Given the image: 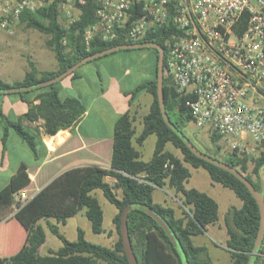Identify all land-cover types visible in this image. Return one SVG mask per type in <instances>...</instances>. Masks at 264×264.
<instances>
[{
  "label": "trees",
  "instance_id": "1",
  "mask_svg": "<svg viewBox=\"0 0 264 264\" xmlns=\"http://www.w3.org/2000/svg\"><path fill=\"white\" fill-rule=\"evenodd\" d=\"M83 1L84 4H80L78 0H74L73 5L78 14L74 21L66 23V26L60 20L66 0H48L42 7L22 11L18 22L27 29L48 36L46 45L53 52L58 68L52 71H39L34 62L28 59L29 70L24 78L12 84L0 79V89L25 87L53 79L83 58L119 45L141 42L158 44L164 51L165 66L168 53L166 41L176 34L171 24L149 30L138 41L128 40L122 32L112 41H103L99 34H95L89 46H86L84 32L97 22L98 3L97 0ZM63 19L67 21L65 17ZM245 21L246 15H243L242 22ZM150 49L155 54L152 78L130 91L123 90V94L129 97V107L133 106L141 94H148L152 98L148 112L142 117L140 133L137 134L134 126V114L130 109L127 110L114 124L112 155L108 167L91 164L70 168L52 179L19 208L12 219L25 232L24 244L15 253L0 258V264H98L99 261L107 264H129L120 234V217L128 206L133 208L127 214L126 227L137 264H184L171 238L147 209L157 214L170 227L187 264H218L206 255L204 246L195 245L192 240V237L203 234L207 226L218 222V204L206 193L185 187L191 175L186 164L194 169H204L212 182L231 190L242 202L240 208L233 207L226 215L228 238L224 249L230 256L231 264H248L260 228L261 215L257 202L243 182L228 171L196 157L166 125L157 99L158 51ZM78 69L67 77L73 80L81 78ZM60 83L61 81L34 90L9 93L18 94L29 108L15 121L8 120L0 110V120L4 128L3 142L7 130L13 129L36 154L37 135L22 126L23 120L28 122L42 120L44 133L50 136L61 130L72 129L80 123L87 110V103L79 96L62 97ZM3 95L6 94H0ZM163 101L168 118L184 134L182 128L193 122V117L184 105L183 98L177 95L165 77ZM151 135L156 137L153 156L149 161H143L135 144L141 146ZM209 136L219 153L218 158H212L242 173L264 198V140L256 147V150L262 149L259 156L252 154L241 157L236 153L224 155L219 145L220 136L214 133H209ZM168 144L180 151L182 159L166 149ZM167 162L172 168H164ZM250 163L253 164L252 174L248 172ZM107 178L112 179V183L108 182ZM29 182L27 166L22 164L8 184L0 190V206L13 205V194L23 189ZM166 187L179 196L182 215L177 216L174 208L153 200L154 190ZM96 190H100L105 199L118 211L112 220L117 236L112 247L87 241L84 231L80 228L77 230L76 241L67 240L59 230V224L64 225L68 218L84 211L93 233H105L104 214L94 194ZM49 219L56 220V223L48 222L46 229L61 241L62 246L56 251H49L47 255H40L38 251L45 243L46 233L39 222ZM110 234L111 232H108L107 235ZM253 264H264V237Z\"/></svg>",
  "mask_w": 264,
  "mask_h": 264
},
{
  "label": "built area",
  "instance_id": "2",
  "mask_svg": "<svg viewBox=\"0 0 264 264\" xmlns=\"http://www.w3.org/2000/svg\"><path fill=\"white\" fill-rule=\"evenodd\" d=\"M48 0H0V28L24 10ZM84 4L83 0H78ZM74 0H66V10ZM97 22L84 32L89 46L99 34L112 41L122 32L138 41L171 24L163 76L190 110L193 123L220 136L222 153L252 155L264 140V0H97ZM67 22L75 17L67 9ZM246 15L245 23L242 22ZM165 169L172 168L168 162ZM115 182V181H114ZM17 211L29 200L13 194Z\"/></svg>",
  "mask_w": 264,
  "mask_h": 264
},
{
  "label": "rangeland",
  "instance_id": "3",
  "mask_svg": "<svg viewBox=\"0 0 264 264\" xmlns=\"http://www.w3.org/2000/svg\"><path fill=\"white\" fill-rule=\"evenodd\" d=\"M74 17L77 16L78 10L75 8L73 3L67 8ZM67 9L63 11V16L67 20ZM64 20V19H63ZM67 22V21H65ZM17 32L11 38H6L5 43L0 42V75L2 76L7 71H13V64L8 61H3L4 57L11 54L16 58V64L21 62V53L29 57H34V53L39 52L38 48L46 47L45 39L47 36L24 27L23 24L17 22ZM6 30H1L5 33ZM4 40V39H3ZM2 40V41H3ZM10 44V45H9ZM4 48H17L12 50ZM50 52V51H49ZM154 51L150 48H144L143 50L134 51H117L111 53L98 60H94L90 63L82 65L78 72L82 76L78 86L70 92L65 94L61 91V96H79L82 101L91 105L97 95L100 94L103 87H107L109 83V76L111 74L121 77L120 83L123 90H132L138 84L147 81L153 76V65H154ZM125 70H129V76L122 77ZM62 81V80H61ZM61 84V83H60ZM62 86V85H61ZM96 88V94H90L91 87ZM152 98L148 94H141L139 99L129 109L135 116V129L137 134L142 129V117L148 112ZM100 102V101H99ZM94 114V113H93ZM93 115L89 117V121H94ZM106 124L103 122V128L109 129L112 124V119L108 118ZM109 122V123H108ZM90 124V123H87ZM87 126V125H85ZM106 127V128H105ZM185 136H187L192 144L202 153L210 157H219L217 146L212 144L210 136L204 129L198 128L193 122L188 123L182 128ZM156 137L154 135L149 136L141 146L135 144L136 149L140 152L143 161H149L154 152ZM220 145V142H219ZM221 150L222 146L220 145ZM166 149L172 151L176 156L182 159V154L178 149L168 144ZM262 149H255L254 156H259ZM190 170V178L185 183L187 189H197L200 192L206 193L208 196L213 198L218 204V216L219 220L215 225L207 226L203 234L192 237L193 243L198 246H204L206 248V255L215 263L218 264H231L230 256L225 251V240L227 238L226 232V215L228 211L233 208H240L242 202L236 197V195L229 189L224 188L218 183L212 182L208 173L204 169H194L186 164ZM253 164H249L248 172L251 173ZM252 174V173H251ZM112 183V179L107 178ZM98 198L100 205L103 210V229L105 233L95 234L92 231L91 223L83 215V212L68 218L66 223L59 224V230L62 235L69 241L77 240V230L80 228L84 231L85 239L91 243L98 244L105 247H112L114 240L112 237L107 235L109 230L115 231V226L112 222L113 218L117 214V209L110 204L103 196L100 190L94 192ZM120 195V193H119ZM153 200L165 206H171L177 212V216L182 215L181 201L179 196H176L173 190L166 188H158L153 192ZM45 226V223L42 224ZM46 240L45 244L41 247L39 254L47 255L49 251H56L61 246V241L51 234L45 226ZM117 238V236H116ZM98 264H107L104 261H99Z\"/></svg>",
  "mask_w": 264,
  "mask_h": 264
},
{
  "label": "crops",
  "instance_id": "4",
  "mask_svg": "<svg viewBox=\"0 0 264 264\" xmlns=\"http://www.w3.org/2000/svg\"><path fill=\"white\" fill-rule=\"evenodd\" d=\"M63 17L62 14L60 20L66 26ZM16 24L17 22H14L6 29L0 28V42L2 44L5 43L6 38H11L17 32ZM1 30L6 31L3 33ZM47 38L45 39V44ZM46 47L49 50L38 48L39 52L38 54L34 53V57L21 53V62L18 65L16 64L15 56L11 54L5 56L3 61H9L11 65L13 64L14 70L7 71L2 76L0 75V79L8 84L21 81L29 70L28 59L34 62L39 71L56 70L58 64L55 56L47 45ZM4 49L12 52V50L17 48ZM125 76H129V70L123 72L122 77ZM81 78L74 80L71 77L64 78L61 81L62 91L67 94L66 92L74 90ZM120 80L121 77L111 74L107 87H103L99 95L96 94V88L91 87L90 94L97 95L95 97L96 100L91 105H87V110L83 114L80 123L72 129L61 130L54 136H50L44 133L42 120L35 122L23 120L21 122L22 126L37 135L36 154L32 152L28 144L13 129L9 128L7 130V136L3 142L4 128L0 120V190L8 184L11 177L22 164L27 166L30 182L21 190L26 192L29 198L40 192L56 176L70 168L91 164L108 167L112 155L114 124L130 108L129 97L123 94ZM34 102L37 103V101ZM28 108V104L18 94L0 96V110L10 121H15L18 117L24 115ZM91 115L95 116L92 123L87 122ZM108 118L113 121L111 127L105 130L103 122L106 124L105 120ZM15 212L14 204L11 206H0L1 259L18 251L25 241L24 230L12 219ZM81 212L84 215V211ZM48 222L56 223V220H41L39 224L45 223V226H47ZM45 226L43 227L45 228ZM108 232H111L109 237L114 240L117 239L114 230H109Z\"/></svg>",
  "mask_w": 264,
  "mask_h": 264
},
{
  "label": "water",
  "instance_id": "5",
  "mask_svg": "<svg viewBox=\"0 0 264 264\" xmlns=\"http://www.w3.org/2000/svg\"><path fill=\"white\" fill-rule=\"evenodd\" d=\"M140 48H154L158 51V62H157V99L160 107V111L162 114V118L166 125L173 131L175 134L183 141V143L189 148V150L198 158L209 162L221 169H224L228 171L229 173L233 174L236 178H238L241 182H243L246 187L249 189V191L252 193L253 197L255 198L257 205L260 210V215H261V220H260V228L258 231V235L255 241V245L253 248V251L250 255V259L248 261V264H253L255 261V258L258 254V250L261 247L262 240L264 237V198L263 195L255 190L253 185L246 179V177L240 173L238 170L234 169L233 167L215 159L212 158L201 151H199L193 144L192 142L188 139L185 134H183L179 129H177L174 124L170 121L168 118V115L166 113V110L164 108V101H163V70H164V51L162 47H160L158 44L155 43H150V42H141V43H134V44H127V45H119V46H114L111 48H108L106 50H103L101 52L92 54L90 56H87L68 68L65 72L62 74L58 75L57 77L38 83L30 86H25V87H15V88H8V89H0V94H9V93H16V92H23V91H28V90H34L38 89L56 82H59L69 76L71 73H73L75 70L80 68L82 65L86 64L89 61H92L94 59L103 57L105 55H108L110 53H114L120 50H132V49H140ZM133 208V206H128L124 209V211L121 214L120 220H121V239H122V245L123 249L127 255L129 264H137L135 255L132 250V246L129 240V235L126 227V219H127V214L128 212ZM147 212L155 219L158 221V223L163 227V229L166 231L168 236L171 238L173 241L175 247L178 249L179 253L182 256V259L184 261V264H187L184 258L183 251L180 247V244L175 236V234L172 232L170 227L167 225V223L161 219L157 214H155L153 211L147 209Z\"/></svg>",
  "mask_w": 264,
  "mask_h": 264
}]
</instances>
